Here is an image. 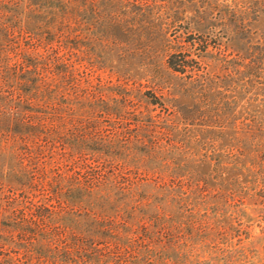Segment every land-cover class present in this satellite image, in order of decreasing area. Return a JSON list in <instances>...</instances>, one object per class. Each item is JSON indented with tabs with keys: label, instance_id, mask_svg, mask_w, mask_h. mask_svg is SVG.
Wrapping results in <instances>:
<instances>
[{
	"label": "trees",
	"instance_id": "obj_1",
	"mask_svg": "<svg viewBox=\"0 0 264 264\" xmlns=\"http://www.w3.org/2000/svg\"><path fill=\"white\" fill-rule=\"evenodd\" d=\"M260 18L264 0H0V264H233L247 213L233 148L201 172L191 164L211 155L172 137L202 144L198 123L155 117L139 101L161 95L110 62L157 29L172 35L164 63L203 94L264 85ZM211 52L241 61L221 74ZM248 131L264 145L262 122ZM243 170L264 183V161Z\"/></svg>",
	"mask_w": 264,
	"mask_h": 264
},
{
	"label": "rangeland",
	"instance_id": "obj_2",
	"mask_svg": "<svg viewBox=\"0 0 264 264\" xmlns=\"http://www.w3.org/2000/svg\"><path fill=\"white\" fill-rule=\"evenodd\" d=\"M193 6H188L190 15L194 14ZM256 23L263 27L264 19L260 18ZM169 38H172L170 33L162 34L157 29H149L146 36L137 34L130 40H124L126 60L117 58L110 64L142 82L143 89L161 95L163 106L148 104L144 99L139 101L144 108L149 107L155 117H185L188 121L198 123L195 126L199 130L202 144H191V138L184 132H174L172 137L185 138L189 142L186 144L187 152L203 151L211 155L201 157V161L191 164L201 172L208 174L212 165L218 163L216 157L219 156L220 161L225 160L223 152L233 148L236 163L230 165L229 171L232 175L240 174L245 184L238 192L236 203L240 204L241 199H246L247 210L244 226L235 232L233 264H264V210L260 211L262 204H259L264 201V183L254 172L243 170V166L249 167L252 163L258 166L264 161V145L248 136V130L253 124L262 122L264 126V85L257 82L253 86L247 84L245 78L237 81L229 78L221 81L224 86L220 89L203 94L184 73L172 71L164 63V44L169 42ZM204 60L216 66L221 74L229 70L225 68L226 64L241 61L236 54L223 56L212 52L207 53ZM97 72L103 76L112 74L110 66ZM208 123L214 125L209 126ZM9 124L11 117L7 109L0 107V132H6L5 127ZM259 140L264 142V132ZM175 143L183 144L180 140ZM216 150L219 151L218 155ZM10 163L9 155L0 153V178L3 174L1 168L3 165L8 167ZM3 179L6 181L7 176ZM210 182L215 183L211 177Z\"/></svg>",
	"mask_w": 264,
	"mask_h": 264
}]
</instances>
